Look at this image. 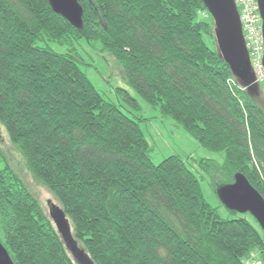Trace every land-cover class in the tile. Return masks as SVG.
I'll return each instance as SVG.
<instances>
[{
    "label": "trees",
    "instance_id": "1",
    "mask_svg": "<svg viewBox=\"0 0 264 264\" xmlns=\"http://www.w3.org/2000/svg\"><path fill=\"white\" fill-rule=\"evenodd\" d=\"M78 2L81 29L48 0H0V127L23 168L93 264H244L252 250L264 264L256 221L224 206L222 217L200 184L207 177L216 195L240 173L264 198V103L220 53L202 0ZM79 40L98 44L142 101L223 161H195L200 177L178 154L153 163L145 118L98 92L72 49ZM117 93L139 113L128 91ZM0 242L13 264H75L1 150Z\"/></svg>",
    "mask_w": 264,
    "mask_h": 264
},
{
    "label": "rangeland",
    "instance_id": "2",
    "mask_svg": "<svg viewBox=\"0 0 264 264\" xmlns=\"http://www.w3.org/2000/svg\"><path fill=\"white\" fill-rule=\"evenodd\" d=\"M208 45L211 46L210 42H208ZM49 46L58 52H63L68 49L59 48L54 42H49ZM72 49L83 63L81 64L82 70L87 74L88 78L104 99L117 105L129 116L140 114L145 118L146 121L140 124V128L149 142L151 148L150 157L153 163L158 164L168 156L178 154L186 160L187 166L195 172L198 177H200L201 173L195 170L197 168L195 161L202 158L214 159L219 163L223 161V154L213 153L203 149L195 140L183 131L181 127L176 125L174 121L162 118L158 109H154L142 101L137 94L124 83L121 75V68L117 66L113 57L108 53L101 52L98 44H89L84 40H79L73 42ZM246 87L247 91L255 99L260 100L262 104L264 103L263 89L261 85L251 83L246 85ZM117 89L126 90L135 98L140 106L139 113L134 111L132 106L117 93ZM0 150L7 156V158H9L14 168L22 175L24 182L29 186L30 190L45 209V212L50 219L52 208L62 210L55 197L38 181L33 179V177L23 168L19 153L10 145L7 136L1 127ZM200 184L205 199L213 207L218 209V212L222 217L229 216V213L226 212L222 203L209 186L208 178L205 176L203 179L201 178ZM67 223L70 237L66 239L61 236V238L66 246L69 256L75 264L88 263L90 260L88 255L85 253L81 245L75 241L72 234L71 224L68 220ZM243 263L263 264L257 250H252Z\"/></svg>",
    "mask_w": 264,
    "mask_h": 264
},
{
    "label": "water",
    "instance_id": "3",
    "mask_svg": "<svg viewBox=\"0 0 264 264\" xmlns=\"http://www.w3.org/2000/svg\"><path fill=\"white\" fill-rule=\"evenodd\" d=\"M48 1L55 14L63 17L74 28L81 29L83 27V8L78 0ZM202 2L214 20L217 30V45L220 53L230 64L236 76L242 79L240 85L247 90L246 85L255 83L254 75L234 0H202ZM256 2L262 20V37L264 45V0H256ZM216 195L227 210L237 212L238 214H249L256 221L264 235V198L248 182L244 175L240 173L236 174L233 183L222 185L216 189ZM50 217L60 236L68 239L70 237L69 228L63 211L52 208ZM0 264H13L8 252L1 242ZM85 264L93 263L89 260L88 263Z\"/></svg>",
    "mask_w": 264,
    "mask_h": 264
},
{
    "label": "built area",
    "instance_id": "4",
    "mask_svg": "<svg viewBox=\"0 0 264 264\" xmlns=\"http://www.w3.org/2000/svg\"><path fill=\"white\" fill-rule=\"evenodd\" d=\"M241 23L242 34L248 52L254 82L261 85L264 96V45L262 20L256 0H234Z\"/></svg>",
    "mask_w": 264,
    "mask_h": 264
}]
</instances>
